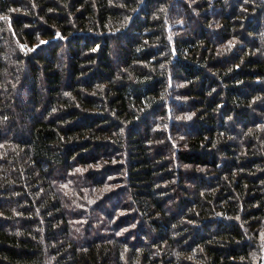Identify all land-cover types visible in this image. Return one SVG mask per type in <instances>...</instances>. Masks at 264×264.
<instances>
[{"label":"trees","instance_id":"trees-1","mask_svg":"<svg viewBox=\"0 0 264 264\" xmlns=\"http://www.w3.org/2000/svg\"><path fill=\"white\" fill-rule=\"evenodd\" d=\"M0 264H264V0H0Z\"/></svg>","mask_w":264,"mask_h":264},{"label":"rangeland","instance_id":"rangeland-1","mask_svg":"<svg viewBox=\"0 0 264 264\" xmlns=\"http://www.w3.org/2000/svg\"><path fill=\"white\" fill-rule=\"evenodd\" d=\"M115 174H116V173H115ZM20 179H21V178H20ZM17 183H20V182H17ZM114 183L117 184L116 181H114L113 184H114ZM103 186H105V185H101L100 187H103ZM66 200H67V199L65 198V200H64V206H67V201H68V200H67V201H66ZM104 206H105V207H109L110 205H107V204H106V205H104ZM105 220H106V217H104V218L102 217V219L98 220L97 223H98V224H99L100 222H106V223H107V221H105Z\"/></svg>","mask_w":264,"mask_h":264}]
</instances>
